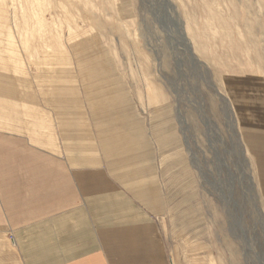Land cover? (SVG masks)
Instances as JSON below:
<instances>
[{
    "label": "rangeland",
    "instance_id": "374dc122",
    "mask_svg": "<svg viewBox=\"0 0 264 264\" xmlns=\"http://www.w3.org/2000/svg\"><path fill=\"white\" fill-rule=\"evenodd\" d=\"M126 195L167 264H264V0H0V264L28 211Z\"/></svg>",
    "mask_w": 264,
    "mask_h": 264
},
{
    "label": "crops",
    "instance_id": "0c3cea01",
    "mask_svg": "<svg viewBox=\"0 0 264 264\" xmlns=\"http://www.w3.org/2000/svg\"><path fill=\"white\" fill-rule=\"evenodd\" d=\"M106 154L105 159L116 157L106 161L107 168L126 164V151L113 148ZM52 169L56 168L47 171ZM123 199L118 201L124 203L118 211L114 199L108 202L112 207L97 199L59 201L53 211H28L22 222L15 219L13 235L21 264H167L166 245L153 218L136 198Z\"/></svg>",
    "mask_w": 264,
    "mask_h": 264
},
{
    "label": "bare ground",
    "instance_id": "6f19581e",
    "mask_svg": "<svg viewBox=\"0 0 264 264\" xmlns=\"http://www.w3.org/2000/svg\"><path fill=\"white\" fill-rule=\"evenodd\" d=\"M165 4V3H164ZM173 17V16H172ZM171 17V18H172ZM174 19V18H173ZM176 19V18H175ZM176 21V20H175ZM176 22H178V21H176ZM179 23V22H178ZM177 24V23H176ZM180 26V25H179ZM182 30H180V32H181ZM181 34V39H182V42H183V44H184V46L186 47V49H187V51H188V53H189V56L191 57V59L195 62V61H197L196 60V58L194 57V55L192 54V52L190 51V45H189V43H188V40L186 39V37L184 36V34L181 32L180 33ZM207 71V70H206ZM227 105V104H226ZM231 106V105H230ZM229 110V109H228ZM231 111V110H230ZM230 115V114H229ZM233 121V120H232Z\"/></svg>",
    "mask_w": 264,
    "mask_h": 264
}]
</instances>
